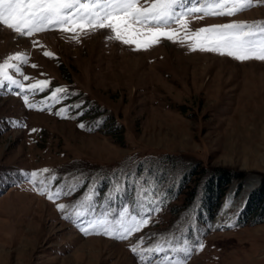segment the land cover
<instances>
[{"label":"rangeland","instance_id":"1","mask_svg":"<svg viewBox=\"0 0 264 264\" xmlns=\"http://www.w3.org/2000/svg\"><path fill=\"white\" fill-rule=\"evenodd\" d=\"M218 2L201 0L205 7ZM252 3L233 16H185L187 36L210 25L264 21V3ZM172 27L177 42L137 50L105 29L74 40L59 28L25 37L0 25V64L20 69L0 75V264H264V222L234 223L264 174V61L192 50L179 42L184 29ZM17 53L22 60L9 59ZM44 80L43 91L30 90ZM57 87L69 92L48 99ZM163 164L169 172L156 190ZM190 168L196 173L178 195ZM216 169L244 174L223 199L222 211L232 195L230 221L221 211L207 232L193 231L180 209ZM103 174L110 185L101 193ZM172 183L175 199L152 208ZM132 186L137 211L132 200H109ZM58 189L65 194L49 200Z\"/></svg>","mask_w":264,"mask_h":264},{"label":"snow or ice","instance_id":"2","mask_svg":"<svg viewBox=\"0 0 264 264\" xmlns=\"http://www.w3.org/2000/svg\"><path fill=\"white\" fill-rule=\"evenodd\" d=\"M260 2L264 3V0ZM188 3L192 6L186 7ZM197 3H201V0H151L146 5L140 4L139 0H87V2H81V0H0V25H5L8 29L25 37H31L33 33L59 28L73 34L74 40L78 39L77 33L105 29L110 30L117 41L125 45H134L137 50H140L150 48L160 43L162 39L177 42L178 30L172 27L176 24L183 28L186 34L185 38L180 39L179 42L189 43L192 50L198 48L201 51L228 55L240 61L252 58L264 61V21H233L210 25L196 30L191 37H188L187 22L183 19L185 16L196 13L210 16H233L252 7V0H223L209 7H205L203 3L197 7ZM195 18L202 19L203 17L196 16ZM44 55L53 56V53L45 52ZM9 59L22 60L23 58L17 53ZM7 67H16L17 71L20 70L18 65H9L5 61L4 64H0V75H3ZM4 79L11 84L19 85V81L11 76H4ZM2 83L3 81L0 80V84ZM49 84L50 81L47 80L37 81L36 84L30 85V90L43 91ZM20 87L23 89L22 85ZM68 92L66 87H57L48 99L57 100L62 94ZM24 101L28 108H33V104L28 103L26 95ZM68 110L64 108L60 111L67 112ZM33 131L36 130L33 129ZM40 171L47 173L51 170ZM37 174L36 171L30 173L31 176ZM41 194L44 193L41 192ZM64 194L63 190L58 189L48 198L52 200L53 196L59 198ZM66 207L64 204L58 205L62 211ZM148 222L147 219L142 221L145 225ZM139 226L136 224L128 228L127 234H131ZM81 231L87 235L90 229L85 227ZM104 234L111 233L105 231ZM117 238L123 239L124 237L118 236ZM202 249L201 244L198 250ZM131 251L134 254L137 253V247L133 246ZM180 251L187 253L189 250L183 248Z\"/></svg>","mask_w":264,"mask_h":264},{"label":"trees","instance_id":"3","mask_svg":"<svg viewBox=\"0 0 264 264\" xmlns=\"http://www.w3.org/2000/svg\"><path fill=\"white\" fill-rule=\"evenodd\" d=\"M94 109V113L100 112L103 113L101 108H92ZM106 117V116H105ZM104 118V117H103ZM102 120V119H100ZM172 164H174L173 160H170ZM161 174H157L156 179V186L155 189L157 190L159 185H163L166 181V173L169 172L167 170V166L163 164L161 167ZM184 173V174H183ZM181 178L178 182V195L181 194L184 186L190 183L191 175H195L194 168H190L186 172H183ZM210 176V177H208ZM201 184H197L195 189L191 192L192 196L189 201H186L185 205L180 209V213L182 217L189 218V222L186 221L188 227L194 231V228H198L200 233H205L210 229V225L212 224L213 220L216 216L221 214L223 208V199L226 196L227 189L229 185L232 183L234 178L243 179V173H235L230 170H218L216 169L214 173L209 174ZM2 180L0 179V185ZM97 187L100 188L101 193L104 190H107L108 186L110 185V175L103 174L102 178L97 182ZM173 183L171 186L168 187V190L165 194H163V204L159 199L158 202L155 204H151V207L157 209V207L165 208L169 204L170 200L175 199V195L173 194ZM242 184L239 186V190L242 188ZM165 187V186H164ZM182 188V190H181ZM167 189V188H166ZM123 191V192H122ZM122 194H110L111 197L109 200L114 202L121 203L122 199H126L128 201H134V210L137 211L139 207H137L140 199H136L134 197L133 186L132 188H127L122 190ZM131 198V199H130ZM151 202V201H149ZM152 203V202H151ZM121 205V204H120ZM119 206V205H118ZM112 204L110 205L109 210L111 209ZM117 210H113L112 213L116 212ZM142 215V212H141ZM264 222V174L261 176L260 184L255 187L249 194L242 210L240 211L239 215H237L234 223L235 225H257ZM188 230V233H192L191 230Z\"/></svg>","mask_w":264,"mask_h":264},{"label":"bare ground","instance_id":"4","mask_svg":"<svg viewBox=\"0 0 264 264\" xmlns=\"http://www.w3.org/2000/svg\"><path fill=\"white\" fill-rule=\"evenodd\" d=\"M216 62V61H215ZM251 181V180H250ZM248 186H251L250 184ZM248 190V189H247ZM248 196V195H247ZM34 197V196H33ZM39 200V199H37ZM40 202H43L42 200H39ZM232 205V195L230 194L228 199L226 200V203H225V206H224V209L222 211L223 215H224V220L226 222H229L230 221V213H229V208L231 207Z\"/></svg>","mask_w":264,"mask_h":264},{"label":"water","instance_id":"5","mask_svg":"<svg viewBox=\"0 0 264 264\" xmlns=\"http://www.w3.org/2000/svg\"><path fill=\"white\" fill-rule=\"evenodd\" d=\"M259 183H260V181H259ZM259 183H258V184H259Z\"/></svg>","mask_w":264,"mask_h":264}]
</instances>
